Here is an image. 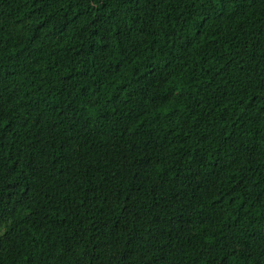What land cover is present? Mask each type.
I'll use <instances>...</instances> for the list:
<instances>
[{"label":"trees","instance_id":"trees-1","mask_svg":"<svg viewBox=\"0 0 264 264\" xmlns=\"http://www.w3.org/2000/svg\"><path fill=\"white\" fill-rule=\"evenodd\" d=\"M0 264H264V0H0Z\"/></svg>","mask_w":264,"mask_h":264}]
</instances>
